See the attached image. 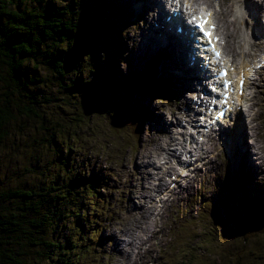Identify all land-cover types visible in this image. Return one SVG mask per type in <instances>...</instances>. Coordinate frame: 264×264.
I'll return each instance as SVG.
<instances>
[{
	"label": "rangeland",
	"instance_id": "1",
	"mask_svg": "<svg viewBox=\"0 0 264 264\" xmlns=\"http://www.w3.org/2000/svg\"><path fill=\"white\" fill-rule=\"evenodd\" d=\"M188 1L197 6L213 7L215 10L220 32L228 38L226 53L227 59L236 65L234 74L238 69L251 64L257 68L256 63L264 60V0ZM88 2L89 0H81L80 13L83 15V27L90 18L88 24L92 27L91 39L90 42L83 43L81 38L73 45L75 47L80 44V55L74 68L76 72L72 76L78 81L80 93L85 94L82 95L85 100L83 104L90 103L91 106L83 111L84 108L79 109L77 105H73L76 95H65L66 103L62 107L63 112L59 120L60 124H63L65 119L72 120L73 131L66 133L69 137L67 138L58 127L49 135L51 137L56 134L57 143L56 148L51 146V154L55 155L56 160L64 157L67 161L65 169L59 168L57 164L52 165L53 169L46 168V186L51 187V199L55 202L53 209L56 212H65L63 221L59 217V224L64 225L63 232L60 233L57 227V232L52 235L53 241H56L55 246L58 247V241L64 246L61 255L55 254L59 257L53 256L51 264H71L74 260H77L78 264H84V260L80 261L81 253L88 247L91 254L87 257L91 264H111L112 254H116L111 251L117 236L114 228L124 225L125 228L137 229L126 219L131 213L130 206H134L140 217L143 216L144 207L153 209L149 225L145 224L150 232L143 234L137 230L141 237L152 239L155 230L168 228V232L164 233L168 234V240L164 243L154 240L151 245L156 264H161L159 261H162V264H264V203L260 205L253 201L243 202L246 196H239L240 199L237 200H234L235 197L220 196V193L227 194L228 187H223L221 183L226 181L229 167L232 177L236 171L248 173L252 182L259 184V188L264 191V158L260 154V151L264 154V68L255 69V73L254 68L249 71L252 80L248 90L245 96L236 99L237 112L234 119L228 126L222 127L235 138L241 137L239 135L245 136L241 137L242 141L238 143L241 144L240 148L234 149L228 145L226 139L223 145L215 138L205 139L206 143L196 149L197 153H205L204 156L197 161L191 159L194 165L200 161L199 167L191 172V177L183 180V187L176 193L167 194L169 183L176 174L175 170L182 164L191 166L182 162V152L184 147L188 148L189 137L195 135L199 124L194 109H202L204 106V103H194V100H198L202 95L198 89L199 83L194 79L192 84V80L185 81L175 73V69H181L179 65L183 53L179 55L172 49L164 50L153 42L155 38L149 32L150 11L143 9L146 12L144 15L132 5L131 0H124L122 10L118 14L126 27L121 23L111 30L109 16L107 15V19L101 14L97 16V9L88 6ZM161 2L166 8V0ZM179 26L174 25L171 31L176 33ZM117 33L120 37L113 38ZM139 34L145 40V48L141 47ZM90 43L91 53L86 57L83 46L87 48ZM123 47L124 60L118 63ZM162 51L167 52V57L161 55ZM109 54H112V57H109ZM89 62L95 72L93 83L89 77L84 76L85 65H89ZM110 64L118 65V72L121 71L125 85L127 82L140 84L144 74L152 70L150 77L154 80L171 82V93L165 96H150L146 90L131 92L129 88L119 92V85L115 84L119 82L117 73L110 80V86L116 87L119 92L113 102L109 91L105 89L104 81L105 70ZM12 98L9 87L0 83V107L5 108ZM79 99L76 101L79 102ZM121 100H126L131 109ZM176 108H179L182 114L189 108L191 118L184 115L179 117L175 113ZM57 109L48 115L53 123H56L55 117L59 115ZM126 117L132 122L127 121ZM158 119L165 121L169 128H158ZM17 122L11 130V136L15 141V135L21 144L13 146L12 141L8 140L7 147L0 150L9 151L17 163L27 164L31 150L24 146L25 142L20 138H26L31 144L39 139L40 135L27 137V133L33 129L29 128L32 122H28L26 116ZM186 125L190 129L185 130L183 127ZM49 126L54 127L53 124ZM155 131H161L165 140L160 149L156 146L154 153L146 158L142 150L148 143L149 148L154 145L150 142L155 140V136H152ZM218 135L222 137L219 132ZM168 137L169 144H166ZM47 138L49 141V137ZM67 139H70L69 146L60 143L66 142ZM183 141H186L187 146L181 143ZM157 143L159 145L158 141ZM152 148L154 149L153 146ZM188 149L193 150V147ZM148 160H151V163L145 162ZM5 165L8 163L5 162ZM99 167L107 170V173H102L106 174L105 184L107 181L109 188L97 191L100 194L103 191L113 205H108L105 215L101 214L99 230L102 233L96 236L93 234L95 228L88 231L86 225L88 213L91 211V214H94L93 207L99 204L96 200L95 184L91 181V169L96 170ZM160 183L165 184L162 189H158ZM201 187H204V192L199 191ZM218 188L221 189L219 193L215 191ZM156 194L168 198V201H155L153 196ZM214 194L220 197L219 200H225L221 205L219 200L217 201L218 208L210 206L199 211L203 201L213 198ZM261 199H264V196ZM187 207L192 210L188 215L194 213L193 226L178 228L173 225L172 215ZM140 217H133L132 222L139 226ZM175 230L188 233L183 242L176 239ZM105 237L113 242L106 244ZM68 238L71 241L64 242ZM177 246L181 247L179 254H171L172 248ZM126 250L127 248L123 247V251ZM64 251L68 252L67 255H63ZM169 258L173 259L172 263L168 262ZM128 263L134 264L130 261Z\"/></svg>",
	"mask_w": 264,
	"mask_h": 264
},
{
	"label": "trees",
	"instance_id": "2",
	"mask_svg": "<svg viewBox=\"0 0 264 264\" xmlns=\"http://www.w3.org/2000/svg\"><path fill=\"white\" fill-rule=\"evenodd\" d=\"M109 2L112 5L105 0H89L88 6L97 9V16L101 14L105 19L109 16L111 29L115 26L111 16L116 8V0ZM80 3L81 0H0V83L9 87L13 97L9 105L0 107V149L7 147L8 140L12 141L13 146L21 144L15 135L13 140L11 130L23 116L32 122L29 128L33 130L27 133V137L40 135L31 144L26 138H20L25 142L24 146L31 150L27 164L17 163L9 151L0 150V264H51L53 256L59 257L55 254L61 255L64 246L59 241L58 247L55 246L56 241L52 239L57 227L60 233L63 232L64 225L59 224V217L63 221L65 212L53 209L55 202L51 199V187L46 186V168L53 169V164L61 169L67 166L64 157L56 160L55 155L51 154V146H57L56 134L49 136L58 127L65 135L73 131L72 120L65 119L63 124L59 120L66 103L65 95L80 98L79 102L75 99L73 105L84 108L83 111L91 106L90 103L83 104L85 100L82 95L85 94L80 93L78 81L72 76L80 55V44L73 45L81 38L83 43L90 42L92 30L88 24L90 18L83 27ZM90 45L87 48L83 46L86 57L90 56ZM111 71L108 65L104 81H108ZM94 74L89 62V65H85L84 76L91 78L93 83ZM67 106L70 107L69 104ZM55 109L59 115L55 117L56 123H53L48 115ZM52 124L56 128H50ZM60 143L69 146L70 139ZM25 174L28 176L25 177ZM54 178L57 180L56 176ZM91 181L99 196L95 174H92ZM242 201L264 203V199L254 197ZM70 241L69 238L64 240ZM67 253L64 251L63 255ZM71 264H78V261L74 260Z\"/></svg>",
	"mask_w": 264,
	"mask_h": 264
},
{
	"label": "bare ground",
	"instance_id": "3",
	"mask_svg": "<svg viewBox=\"0 0 264 264\" xmlns=\"http://www.w3.org/2000/svg\"><path fill=\"white\" fill-rule=\"evenodd\" d=\"M132 5L134 7H136L138 9V11H142V13L144 15H146V12L143 9L150 11V13H149L150 19H148V21L149 22H155L159 25L158 29H154V28L150 27V29H149L150 33L154 32L156 30H160V31L167 30L170 27V25H172L173 23H176V21H178V18H177L171 24L165 22V18L167 17V14L165 12L163 4L161 3V0H135V4L132 3ZM200 14H201V12H200ZM119 17H118L117 25L124 23V21L121 20ZM211 24L217 25V22L215 20H211ZM182 27H183V29L185 28L184 25ZM156 35H161V33L159 32ZM118 37H120V35L118 33L115 36H113V38H115V39H117ZM139 37H140L139 40L142 43L141 47L145 48V40H144L143 36L141 34H139ZM169 38L171 39V41L164 44L163 49L164 50L165 49H172L176 52V54L178 53L179 55L181 53H183L182 58H180V65H179V67L181 69H176L175 73H177L185 81H191L192 80V84H193L194 79L200 80L206 74V72L199 67L197 61H195L194 65L192 67H190L189 64L191 61H189L187 59V52H188L187 47L185 45L178 44L176 37L169 36ZM161 55L163 57H167V52L162 51ZM209 76H210V78H212V75L209 74ZM83 79H86V78H83ZM233 88L235 89V87H233ZM183 104L185 105V103H183ZM125 105H127V107L129 109H131V106L126 101H125ZM179 110H180L179 108L175 109V113L178 114L179 117L184 115L186 118H189V119L191 118L190 113H189L190 112L189 108H187V110L185 111L184 114H182ZM126 120L132 122V120L129 117H126ZM220 120L226 121V119H224V118L223 119L220 118ZM158 122L160 123L159 125H157L158 128H161V127H164V129L169 128V126H167L165 121L158 119ZM217 125H218V122L211 120L208 127H213V126H217ZM183 128L185 130L190 129L188 127V125L184 126ZM160 132L161 131H155L152 134V136H155V140H152L151 143H153L155 146L154 145L150 146V148L152 149L151 152H150L149 144L144 146L142 153H143V155H145L146 158H149L150 155L152 153H154L156 146L158 149H160L163 146L162 142L165 140V136L162 135ZM220 133H221V135H223L226 138L228 145H230L234 149L240 148L241 144H238V143H240L242 141L241 137H245L244 135H239L241 137H236L237 138L236 139L232 133H230L228 131H221V129H220ZM210 138H212V136ZM169 140H170V138L168 137V139H167V141H165V143L169 144ZM157 141L159 142V145H158ZM152 146L154 147V149L152 148ZM199 156L202 157L203 154H199ZM262 156L264 157V155H262ZM145 162L151 163V160H148ZM188 163H190L189 159L186 161V164H188ZM160 184L158 186V189L162 188V185H160ZM221 195L227 197L226 196L227 194H221ZM242 195H243V193H241L239 196H242ZM129 211H131V213L127 215L126 219H128L130 221L132 227H136L137 229L125 228L124 225H120V227L117 229V232L121 236L127 237L128 242L126 245L129 248V252L124 253L125 251H123L122 247H123V245H125V243L123 241H121V238H123V237H120L118 239L116 238L115 246L111 248V251L116 253V254H112L111 264H126V263L129 264L128 261H131V260H135L134 264H156L157 261L155 260L154 256L152 255L153 252L151 249V245H150V248H147V245L150 244L151 241L142 239L140 237V235L138 234V231H141L142 233L150 232V229L145 227V224L149 225L151 216L153 215L152 210L144 207V213H143L142 217H140V215L137 213L134 206H130ZM113 216H115V215H113ZM133 217H135V218L140 217V225L139 226L135 222H132ZM167 232H168V228H167ZM164 233L165 232L162 229L156 230V232H154L153 238L158 239L162 242H166L168 240L169 236H168V234H166V236H164ZM121 248H122V251H119ZM143 251H145V253H143ZM132 256H134V257H132ZM104 258H106V257H104ZM159 262L162 264V261H159Z\"/></svg>",
	"mask_w": 264,
	"mask_h": 264
},
{
	"label": "snow or ice",
	"instance_id": "4",
	"mask_svg": "<svg viewBox=\"0 0 264 264\" xmlns=\"http://www.w3.org/2000/svg\"><path fill=\"white\" fill-rule=\"evenodd\" d=\"M176 2L179 4L180 0H176ZM186 2H187V0H186ZM189 7H191L190 4H189ZM206 15H207V17H211L212 14L209 12ZM193 20L197 23L199 30L201 32H203L204 35L209 39V42H211L212 36H213V31L209 30V28H208V25L211 24V20L206 18L205 14H204V10L203 9L201 10V15L193 16ZM213 51H215L214 46H213ZM216 56L219 57L220 53L216 52ZM225 75H226V73H225ZM241 83H243V79L241 80Z\"/></svg>",
	"mask_w": 264,
	"mask_h": 264
}]
</instances>
